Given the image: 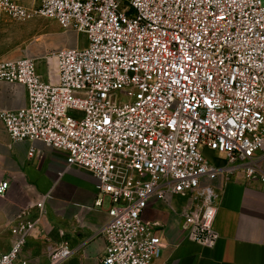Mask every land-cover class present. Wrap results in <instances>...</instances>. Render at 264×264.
<instances>
[{"label":"built area","instance_id":"built-area-1","mask_svg":"<svg viewBox=\"0 0 264 264\" xmlns=\"http://www.w3.org/2000/svg\"><path fill=\"white\" fill-rule=\"evenodd\" d=\"M35 16L84 33L87 44L45 55L56 66L48 79L39 57L1 59L0 80L24 85L28 103L0 118L13 141L67 153L56 183L73 167L96 177L95 206L109 201L100 264H154L176 222L190 240L215 246L221 193L205 179H257L264 192L263 1L0 0V18ZM37 154L31 146L29 157ZM9 188L0 181V196ZM50 196L37 202L41 213ZM154 199L170 222L144 217ZM38 221L11 227L0 264H33L22 251ZM72 253L67 243L49 246L48 264Z\"/></svg>","mask_w":264,"mask_h":264},{"label":"crops","instance_id":"crops-1","mask_svg":"<svg viewBox=\"0 0 264 264\" xmlns=\"http://www.w3.org/2000/svg\"><path fill=\"white\" fill-rule=\"evenodd\" d=\"M23 1L31 7L38 3V0ZM20 30L17 21L0 18V60L39 57L38 72L48 79L56 72L55 59L50 58L48 63L44 56L51 47L58 49L61 44L51 45L46 34L29 42H19ZM27 103L24 85L0 80V111L18 109ZM31 146L38 151L33 158L29 157ZM66 157L64 150L40 140L13 141L0 118V181L10 182L7 195L0 196L1 251L11 247L15 238L11 227L17 221L39 219L22 251L33 264H48V247L63 243L73 249L64 264H100L105 239L98 230L108 219L109 201L106 198L103 206H95L97 180L86 169L73 167L56 183L58 173L65 167ZM204 185L221 193L215 219L220 235L217 243L207 247L190 240L176 222L162 235L165 247L154 264H264V192L261 183L257 179L244 182L226 178L221 173L215 179H205ZM47 193L51 196L41 213L36 204ZM181 200L178 196L172 199L175 203ZM144 217L170 222L172 213L164 202L154 199Z\"/></svg>","mask_w":264,"mask_h":264},{"label":"rangeland","instance_id":"rangeland-1","mask_svg":"<svg viewBox=\"0 0 264 264\" xmlns=\"http://www.w3.org/2000/svg\"><path fill=\"white\" fill-rule=\"evenodd\" d=\"M262 1L264 3V0ZM17 24L22 28L18 33L19 42L22 40L29 42L35 40L41 34H46L47 41L51 43V45L61 44L62 47L65 45L83 47L87 44V37L84 33L74 30H65L61 28L56 21L51 19L35 16L25 22H17ZM23 30L24 33L22 34L21 31L23 32ZM55 49L56 48L51 47L46 54H49ZM203 153L213 162H221L219 158L214 157L215 153L213 151L203 148Z\"/></svg>","mask_w":264,"mask_h":264}]
</instances>
